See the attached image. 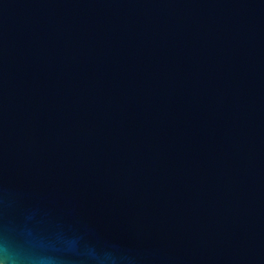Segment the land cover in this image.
Listing matches in <instances>:
<instances>
[{
    "label": "water",
    "instance_id": "obj_1",
    "mask_svg": "<svg viewBox=\"0 0 264 264\" xmlns=\"http://www.w3.org/2000/svg\"><path fill=\"white\" fill-rule=\"evenodd\" d=\"M0 241L264 264V0H0Z\"/></svg>",
    "mask_w": 264,
    "mask_h": 264
},
{
    "label": "clouds",
    "instance_id": "obj_2",
    "mask_svg": "<svg viewBox=\"0 0 264 264\" xmlns=\"http://www.w3.org/2000/svg\"><path fill=\"white\" fill-rule=\"evenodd\" d=\"M44 258H25L20 256L6 242L0 241V264H36Z\"/></svg>",
    "mask_w": 264,
    "mask_h": 264
}]
</instances>
